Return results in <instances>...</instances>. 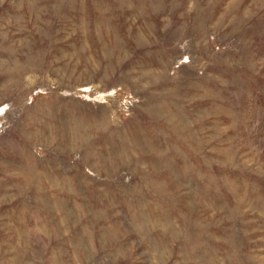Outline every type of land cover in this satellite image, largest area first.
<instances>
[{
	"label": "rangeland",
	"instance_id": "obj_1",
	"mask_svg": "<svg viewBox=\"0 0 264 264\" xmlns=\"http://www.w3.org/2000/svg\"><path fill=\"white\" fill-rule=\"evenodd\" d=\"M0 264H264V0H0Z\"/></svg>",
	"mask_w": 264,
	"mask_h": 264
},
{
	"label": "built area",
	"instance_id": "obj_2",
	"mask_svg": "<svg viewBox=\"0 0 264 264\" xmlns=\"http://www.w3.org/2000/svg\"><path fill=\"white\" fill-rule=\"evenodd\" d=\"M127 102H128V101H125L124 104L126 105Z\"/></svg>",
	"mask_w": 264,
	"mask_h": 264
}]
</instances>
